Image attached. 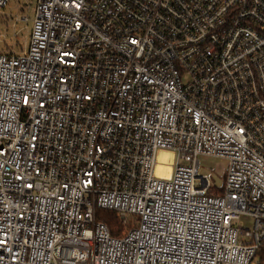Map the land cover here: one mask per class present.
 <instances>
[{
    "label": "built area",
    "instance_id": "1",
    "mask_svg": "<svg viewBox=\"0 0 264 264\" xmlns=\"http://www.w3.org/2000/svg\"><path fill=\"white\" fill-rule=\"evenodd\" d=\"M34 1L0 52V264H259L264 0Z\"/></svg>",
    "mask_w": 264,
    "mask_h": 264
},
{
    "label": "rangeland",
    "instance_id": "2",
    "mask_svg": "<svg viewBox=\"0 0 264 264\" xmlns=\"http://www.w3.org/2000/svg\"><path fill=\"white\" fill-rule=\"evenodd\" d=\"M34 7V0H12L0 10V52L20 53L26 49L30 42ZM199 161L200 175L209 178L213 190L220 193L226 185L227 162L211 157H200ZM240 223L250 229L254 225L253 220L245 216L241 217Z\"/></svg>",
    "mask_w": 264,
    "mask_h": 264
},
{
    "label": "trees",
    "instance_id": "3",
    "mask_svg": "<svg viewBox=\"0 0 264 264\" xmlns=\"http://www.w3.org/2000/svg\"><path fill=\"white\" fill-rule=\"evenodd\" d=\"M221 192H223V189ZM220 193L219 191H214L216 195ZM97 220L103 222L108 227L113 237H121L126 230L116 212L99 209L97 211ZM259 264H264V242L259 252Z\"/></svg>",
    "mask_w": 264,
    "mask_h": 264
},
{
    "label": "bare ground",
    "instance_id": "4",
    "mask_svg": "<svg viewBox=\"0 0 264 264\" xmlns=\"http://www.w3.org/2000/svg\"><path fill=\"white\" fill-rule=\"evenodd\" d=\"M173 155L165 152H161L159 157L160 163H165L167 166L159 165L157 167V175L164 178H169L171 175V163H172Z\"/></svg>",
    "mask_w": 264,
    "mask_h": 264
}]
</instances>
